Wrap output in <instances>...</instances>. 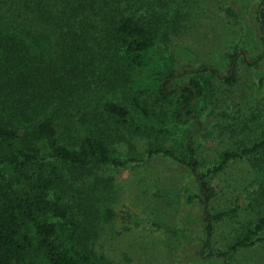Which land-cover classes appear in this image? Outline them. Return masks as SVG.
Returning <instances> with one entry per match:
<instances>
[{"label": "rangeland", "instance_id": "1", "mask_svg": "<svg viewBox=\"0 0 264 264\" xmlns=\"http://www.w3.org/2000/svg\"><path fill=\"white\" fill-rule=\"evenodd\" d=\"M121 6L153 30L157 49L176 61L172 95L159 100L152 89L141 92L133 86L130 78L120 83L111 73L113 49L108 50V63L97 45L94 53L80 51L68 60L53 44L55 38L49 39L52 35L37 40L34 58L44 64L59 58L57 64H64L68 73L69 86L55 111L62 141L95 131L109 135L122 158L136 159L124 167L105 165L81 178L60 163L65 182L51 198L61 196L80 224L82 246L103 262L264 264V232L254 236V244L232 249L264 215V150L231 158L221 170L213 168L223 152L251 147L264 138V0H122ZM235 53L237 68L229 77L230 55ZM203 66L218 73H200ZM197 76L206 77L207 89L198 107L203 123L191 137L199 171L207 174L215 191L209 205L217 216L211 233L202 201L194 197L201 189L187 165L186 134L136 131L135 120L119 122L103 107L121 102L136 113L138 98L154 119L174 130L179 124L172 117L173 101L180 87ZM160 149L173 155L157 153ZM16 190L22 195L26 186ZM26 229L34 233L30 224Z\"/></svg>", "mask_w": 264, "mask_h": 264}, {"label": "trees", "instance_id": "2", "mask_svg": "<svg viewBox=\"0 0 264 264\" xmlns=\"http://www.w3.org/2000/svg\"><path fill=\"white\" fill-rule=\"evenodd\" d=\"M121 3L122 0H0V264H116L103 262L82 246L80 224L72 210L61 202L60 195L52 199L51 192L65 182L61 164L69 166L71 176L81 178L105 165L124 167L136 159L122 158L111 146L109 135L95 131L73 141H62L55 111L56 101L69 86L68 73L64 64H57L59 58L44 64L34 58L33 51L37 40L51 35L49 39L55 38L53 44L60 46L68 60L80 51L94 53V45L106 58L108 50L113 49L111 73L119 77L120 83L130 78L141 92L150 88L159 100L170 99V85L178 75L176 61L157 49L153 30L127 13ZM226 12L237 17L232 7H227ZM237 57V53L230 55L229 77L236 71ZM208 70L218 73L211 66H203L200 73ZM206 89L204 76L192 77L180 87L173 101L172 117L179 124L174 130L154 119L146 103L138 98H134L136 113L121 102H106L103 107L119 122L135 120L136 131L153 128L163 135L186 134L187 165L201 189V194L194 197L202 201L211 233L217 216L209 212V205L215 191L207 174L199 171L191 137L203 123L198 107ZM222 115L227 117L228 113ZM262 150L264 138L251 147L223 152L213 168L221 170L231 158L257 155ZM160 152L173 155L170 150H157ZM21 185L26 190L19 195L16 189ZM47 215L54 219H46ZM28 224L33 234L27 231ZM260 232H264V215L238 238L232 249L254 244L253 238Z\"/></svg>", "mask_w": 264, "mask_h": 264}]
</instances>
